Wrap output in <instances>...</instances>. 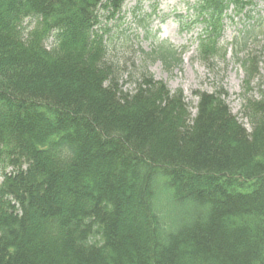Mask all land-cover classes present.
<instances>
[{"label":"trees","instance_id":"obj_1","mask_svg":"<svg viewBox=\"0 0 264 264\" xmlns=\"http://www.w3.org/2000/svg\"><path fill=\"white\" fill-rule=\"evenodd\" d=\"M127 1L0 0V264H264L251 30L236 39L248 129L222 88L195 92L194 114L154 78L148 63H181L170 44L137 48L141 65L113 54L104 24ZM256 1H196L204 63Z\"/></svg>","mask_w":264,"mask_h":264},{"label":"rangeland","instance_id":"obj_2","mask_svg":"<svg viewBox=\"0 0 264 264\" xmlns=\"http://www.w3.org/2000/svg\"><path fill=\"white\" fill-rule=\"evenodd\" d=\"M196 1L128 0L123 9V19L106 20L104 24L110 31L113 54L135 58V62L139 63V53L134 54L137 48L149 52L154 45L170 44L178 53H183L181 63L171 72L166 71L159 61L148 63V71L154 78L166 83L170 90L181 89L188 104L194 108H191L194 114L198 103L195 92L214 93L222 88L228 94L227 103L233 114L250 129L247 121L242 120L241 113L244 105L241 97L246 92V71L237 58L244 59L250 55L258 58V76L251 82L252 91L248 97L256 100L264 97V0L256 1L251 13L253 20L235 18L233 23L226 20L221 40L222 56L217 57L211 65L198 57V40L204 27L199 23L192 24L196 19L192 9ZM232 10L230 8L228 12L230 16H233ZM139 20L141 23L138 24ZM247 30H251L252 38L249 39L247 51L239 53L237 57L236 39L243 40L244 31ZM148 31H151V36L146 39Z\"/></svg>","mask_w":264,"mask_h":264}]
</instances>
